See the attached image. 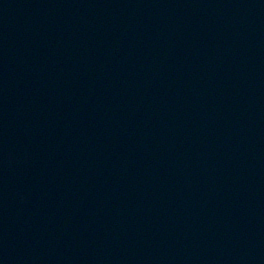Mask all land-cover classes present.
Segmentation results:
<instances>
[{"label":"water","instance_id":"water-1","mask_svg":"<svg viewBox=\"0 0 264 264\" xmlns=\"http://www.w3.org/2000/svg\"><path fill=\"white\" fill-rule=\"evenodd\" d=\"M0 264H264V0H0Z\"/></svg>","mask_w":264,"mask_h":264}]
</instances>
